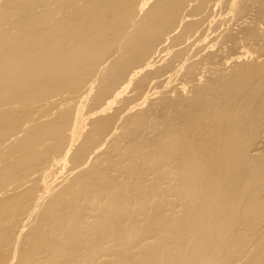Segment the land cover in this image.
<instances>
[{
    "label": "bare ground",
    "instance_id": "bare-ground-1",
    "mask_svg": "<svg viewBox=\"0 0 264 264\" xmlns=\"http://www.w3.org/2000/svg\"><path fill=\"white\" fill-rule=\"evenodd\" d=\"M0 264H264V0H0Z\"/></svg>",
    "mask_w": 264,
    "mask_h": 264
},
{
    "label": "rangeland",
    "instance_id": "rangeland-1",
    "mask_svg": "<svg viewBox=\"0 0 264 264\" xmlns=\"http://www.w3.org/2000/svg\"><path fill=\"white\" fill-rule=\"evenodd\" d=\"M214 33H215V32H214ZM214 33H213V34H214ZM211 34H212V33H211ZM211 34H210V35H211ZM214 36H215V34H214ZM211 37H213V35L210 36V37H208V38L211 39ZM207 41H208V40H207ZM209 42H211V41H209ZM212 44H213V42H212ZM212 44L210 43V44H209L210 46L208 45L206 48L213 49V45H212ZM214 47H215V46H214ZM206 51H207V49H206ZM206 51H204V52H206ZM208 51H209V49H208ZM192 58H193V57H192ZM194 58H195V57H194ZM194 58H193V59H194ZM190 59H191V58H190ZM190 59H189V60H190ZM191 60H192V59H191ZM191 60H190V61H191Z\"/></svg>",
    "mask_w": 264,
    "mask_h": 264
}]
</instances>
